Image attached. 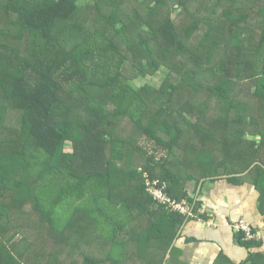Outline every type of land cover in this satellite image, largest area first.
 <instances>
[{
    "label": "trees",
    "instance_id": "16d2710c",
    "mask_svg": "<svg viewBox=\"0 0 264 264\" xmlns=\"http://www.w3.org/2000/svg\"><path fill=\"white\" fill-rule=\"evenodd\" d=\"M1 23L0 264H189L149 183L261 188L264 0H0ZM146 62L169 89L132 84Z\"/></svg>",
    "mask_w": 264,
    "mask_h": 264
},
{
    "label": "crops",
    "instance_id": "0c3cea01",
    "mask_svg": "<svg viewBox=\"0 0 264 264\" xmlns=\"http://www.w3.org/2000/svg\"><path fill=\"white\" fill-rule=\"evenodd\" d=\"M229 177L207 178L187 188L194 212L177 246L189 264H243L252 253L264 255V179L259 188L254 178L233 183ZM241 219L257 234L252 248L243 245L235 229Z\"/></svg>",
    "mask_w": 264,
    "mask_h": 264
},
{
    "label": "rangeland",
    "instance_id": "374dc122",
    "mask_svg": "<svg viewBox=\"0 0 264 264\" xmlns=\"http://www.w3.org/2000/svg\"><path fill=\"white\" fill-rule=\"evenodd\" d=\"M93 0H81V2H85V3H90L92 2ZM145 6V5H144ZM140 9H143L145 7L143 6H139ZM108 8H111L113 10H117L114 6L111 7H108ZM182 9H180L179 11H177L176 13L180 12ZM97 16L96 14H92V16L89 18V20H83V22L88 25V27H93L92 25L93 24H96L98 23L99 26L101 27V22H96L97 20ZM3 25H6L4 23H1L0 24V27H2ZM7 26V25H6ZM122 26V23L119 24V27ZM136 69H131L129 68V72H130V76H132V84L136 87V88H139L141 86H144V85H150L151 87H153L154 89H160V88H166V89H169L170 86H169V81L167 80L168 78V75L171 73V67L169 65H165L163 66L160 70H158L157 72L155 73H151L148 69H149V63L146 62L143 71L140 69V70H137V67L135 66ZM255 92V87L252 86L250 91L248 92L247 96H245V106L249 107V106H255L254 104V100H252L250 97L251 94H253ZM183 96V95H182ZM192 95H188L187 98L185 99H188V97H190ZM124 130L125 128L122 127V132L124 133ZM124 138L125 137H129V136H123ZM250 139H253V140H259L260 138L259 137H252L250 136ZM143 140V139H142ZM141 140V142H142ZM143 145L144 147L146 148H149L151 149L152 148V145L151 144H147L146 141H143ZM134 147V146H132ZM72 149V144L71 143H68L65 147V151L66 152H69L70 150ZM133 149H130L128 151H132ZM135 154V153H134ZM162 156V155H161ZM139 158L136 157V158H133L131 161H130V164H134L135 162L136 163H139ZM66 168H69V167H66ZM4 239H6V237L4 236Z\"/></svg>",
    "mask_w": 264,
    "mask_h": 264
},
{
    "label": "built area",
    "instance_id": "2783aa9c",
    "mask_svg": "<svg viewBox=\"0 0 264 264\" xmlns=\"http://www.w3.org/2000/svg\"><path fill=\"white\" fill-rule=\"evenodd\" d=\"M149 184L152 185L151 192L156 196L157 199L160 200L161 203L168 205L173 211L181 212L182 214L189 215L190 217L193 216L194 211L191 206V201H174L166 193H164L163 189L158 188L157 182H155V184L150 182ZM235 229L237 232L243 234L242 240L244 242L258 240L257 234L254 232L253 227L244 219H241L236 223Z\"/></svg>",
    "mask_w": 264,
    "mask_h": 264
}]
</instances>
